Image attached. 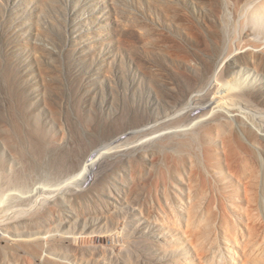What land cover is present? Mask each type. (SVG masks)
Masks as SVG:
<instances>
[{
	"label": "rangeland",
	"instance_id": "obj_1",
	"mask_svg": "<svg viewBox=\"0 0 264 264\" xmlns=\"http://www.w3.org/2000/svg\"><path fill=\"white\" fill-rule=\"evenodd\" d=\"M228 1L0 0V264H204L184 235L206 220L218 264H264V16ZM224 115L263 135L212 125L192 168L145 149Z\"/></svg>",
	"mask_w": 264,
	"mask_h": 264
},
{
	"label": "bare ground",
	"instance_id": "obj_2",
	"mask_svg": "<svg viewBox=\"0 0 264 264\" xmlns=\"http://www.w3.org/2000/svg\"><path fill=\"white\" fill-rule=\"evenodd\" d=\"M223 1V3L225 4V5H227V4H230V2L228 1V0H222ZM242 2V1H241ZM230 6H232V5H230ZM241 6H242V9H243V7L244 6H246L245 7V10H247V12L249 13V16H251L250 15V13L253 15V16H255V18H256V21H258V19H257V17H259V22H261V24L264 22H262V18H263V16H264V0H243V3H242V5H240L239 6V8H241ZM242 9H240V10H242ZM242 12H244V10L242 11ZM246 12H244V14H245ZM243 14V13H242ZM243 14V15H244ZM242 15V17H246V16H243ZM248 16V15H247ZM248 16V17H249ZM252 16V18H254ZM247 18V17H246ZM261 18V19H260ZM244 21H245V19L244 18H242ZM249 18H247L246 19V21L244 22V21H242V23L241 24H243L244 25V23L246 24V22H250V19L248 20ZM240 20H241V18H240ZM254 20V19H253ZM253 20H252V23H253ZM261 20V21H260ZM241 22V21H240ZM248 22V24H250ZM255 22V21H254ZM251 23V24H252ZM226 24V23H225ZM251 24H250V26L249 25H247L246 24V26H249V28L251 27ZM259 24V23H258ZM262 25H264V23L262 24ZM242 26V25H241ZM246 26H244V27H246ZM259 26H261V25H259ZM258 26V27H259ZM243 27V26H242ZM243 27V28H244ZM258 27L256 28V29H258ZM262 27V26H261ZM242 28V29H243ZM252 28H253V26H252ZM255 28V27H254ZM253 28V29H254ZM245 29V28H244ZM243 29V30H244ZM251 29V28H250ZM253 29H251V30H253ZM260 29V28H259ZM262 29H264V28H262ZM247 30V29H246ZM250 31V30H249ZM254 31V30H253ZM253 31H252V33H253ZM256 32V31H255ZM254 32V33H255ZM257 32H259V30H257ZM251 33V34H252ZM260 33H261V31H260ZM257 34V33H256ZM248 35V34H247ZM255 35V34H254ZM258 35H259V33L257 34V37H258ZM260 35H262V36H260V37H258V38H260V39H257L256 37V39H257V41L259 40V42L261 41V42H263L264 41V39L262 40V37L264 36L263 35V33L262 34H260ZM260 42V43H261ZM264 44V43H263ZM263 44H262V46H263ZM258 45H260V46H258ZM257 46L259 47H255L256 49H255V51H256V53L257 54H259V56L257 57V58H259L260 57V59L261 60H263L264 61V47H261V44H258ZM263 48V49H262ZM253 51H254V49H253ZM254 51V52H255ZM263 61H261L262 63H263ZM220 69V68H219ZM262 69V68H261ZM217 71H218V69H216ZM214 71L215 73L214 74H217V73H220V71H221V69H220V71ZM217 72V73H216ZM221 74H222V71H221ZM221 74H218V75H220V79L222 78L221 76ZM216 77H217V75H216ZM213 80V79H212ZM218 80V79H217ZM217 82V81H216ZM220 82V81H219ZM246 83V82H245ZM253 87H255L256 88V86H254V85H252ZM245 88V87H244ZM249 88L250 89H252L250 86H249ZM253 90V89H252ZM191 95V94H190ZM202 94H194L193 96H191V97H194V98H196V99H198L199 100V98H200V96H201ZM202 98V97H201ZM200 101V100H199ZM204 107V106H203ZM189 108V107H188ZM198 108H200V109H202V107H198ZM194 109H197L196 107L194 108ZM190 110H192L193 111V109H190ZM190 110H186V107L183 109V110H181V111H178V112H176L175 113V115L177 116V117H179V118H182V117H184L185 118V116H187L186 114L187 113H190ZM196 111V110H195ZM210 111V110H209ZM197 113V112H196ZM192 114H195V113H192ZM197 115V114H196ZM189 116V115H188ZM189 118V117H188ZM187 118V119H188ZM196 118H199L198 116H196ZM191 119L193 120V118L191 117ZM207 119V118H206ZM203 120L204 121V124H202V125H200V127L199 128H197V129H192V128H190L191 130H188V131H185V130H187V129H185V130H181V131H177V132H175V133H169V134H167V135H165V136H163V137H161L163 134H160L161 136L159 137V135H158V137H156V139L155 140H153V139H149L150 141H149V143H148V141H146L145 140V142H147L148 144H146V143H142V144H146V147H145V149H148L147 148V146L149 145V146H155V147H159L160 146V148H161V153H163V154H165L166 155V153H168V152H173V153H171V154H175V152H177L176 154L179 156V157H181V158H183V160L184 159H186L187 161V164H189L190 166L189 167H193V165H194V162H193V158H194V156L197 158V160L199 161V160H202V155H204L203 154V149H205L204 148V142H203V140H202V136H208V133L210 132V128L212 127V125H217V127H221V128H225V129H230L234 134L236 133V135L238 134V135H240L241 137L243 136H245V135H247V138L248 137H260V136H262L263 134H261V133H259V131H257V129H255V127H253V125L250 123V122H248L247 120H244L243 118H241V117H236V116H232V115H224V117L222 116L221 117V119L220 120H218L217 119V121H215V120H213V119H211V120H209V121H207V120ZM191 120V121H192ZM205 121H206V123H205ZM234 122H236L237 123V125H235V123ZM190 123V122H189ZM203 123V122H202ZM232 123H234V124H232ZM235 125V126H234ZM183 126V125H182ZM194 127V126H193ZM178 128V127H177ZM224 129V130H225ZM170 130V129H169ZM263 132V131H262ZM129 133H131V132H129ZM228 133H229V131H228ZM230 134H232V133H229L228 135H230ZM244 134V135H243ZM104 136V135H103ZM150 136V135H149ZM147 137V136H146ZM155 137V136H154ZM153 137V138H154ZM242 137V138H243ZM103 138H105V137H103ZM157 138H159V139H157ZM121 139V138H120ZM256 139V138H255ZM259 139V138H258ZM257 139V140H258ZM246 140V139H245ZM253 140V139H252ZM242 143V142H241ZM141 144V145H142ZM257 144V143H256ZM126 145V144H125ZM140 145V144H139ZM139 145L137 144V146H133L134 148H136L137 150H138V148L140 149V147H139ZM252 145H253V143H252ZM128 146V145H127ZM148 146V147H149ZM250 146H251V144H250ZM91 148V147H90ZM128 148H130V147H128ZM134 148H132L131 147V150L129 149V150H124V151H122L121 149V151L119 152L118 150L116 151V152H119V153H117V154H121L122 156L124 155V156H126L127 155V159H128V157H130L133 153H137V150L136 149H134ZM150 148V147H149ZM254 148V147H253ZM126 149V148H125ZM144 149V148H143ZM99 150V149H98ZM98 150H94V152H98ZM206 150V149H205ZM92 151V150H91ZM99 151H102V150H99ZM104 151V150H103ZM106 151H108V150H106ZM159 151V150H158ZM243 151V150H242ZM109 152V151H108ZM115 152V151H114ZM207 152V151H206ZM206 152H205V154H206ZM253 152V151H252ZM100 153V152H99ZM112 153V152H111ZM96 153H93V155H95ZM98 154V153H97ZM102 154V153H101ZM106 153L104 152V158L105 157H109V156H114V155H117V154H114V153H112V154H110V153H108V154H106ZM91 155V154H90ZM103 155V154H102ZM102 155H100L101 156V158L100 159H102V160H104L103 159V157H102ZM99 156V157H100ZM175 156V155H174ZM206 156V155H205ZM96 157V156H95ZM145 162L146 163H149L150 161H148L149 160V156H147V154H146V151H145ZM171 158H172V156H171ZM175 158V157H174ZM91 159V158H90ZM93 159H94V156H93ZM96 159V158H95ZM98 159L99 158H97V161H98ZM92 160V159H91ZM163 162H162V166L163 167H167L166 166V164H165V162L167 161V159H164V156H163V159H161ZM96 161V160H95ZM94 161V162H95ZM170 161V160H169ZM93 162V163H94ZM88 163H89V161H88ZM97 164H98V162H96ZM99 163H100V161H99ZM169 163V162H168ZM171 163V162H170ZM196 163V162H195ZM201 163V162H200ZM90 164V163H89ZM89 164H88V166H89ZM96 164V165H97ZM197 164V163H196ZM234 164V163H233ZM239 164V165H238ZM93 164L91 163V165L90 166H92ZM95 165V163H94V166H96ZM165 165V166H164ZM172 165V164H171ZM199 165H201L200 167H198V168H196L197 169V175L199 176H203L204 175V177L205 178H213V177H216L217 176V170H215L214 168H212V167H210V166H208V165H203V163H201V164H199ZM243 166V164L242 163H237V168H238V166H239V169H240V166ZM93 166V167H94ZM101 166V165H100ZM180 166V165H179ZM236 166H235V169H236ZM87 167V166H86ZM97 167V166H96ZM99 167V166H98ZM150 167V166H149ZM181 167V166H180ZM196 167V166H195ZM84 168V167H83ZM88 168V167H87ZM92 168V167H91ZM162 168V167H161ZM243 168H244V166H243ZM100 169H101V167H100ZM242 169V168H241ZM85 170H86V168H85ZM88 170H89V168L86 170L87 172H88ZM98 171H99V168L97 169ZM96 170V171H97ZM169 170V169H168ZM85 171V172H86ZM186 171V170H185ZM237 171H238V169H237ZM242 171V170H241ZM155 172V171H154ZM188 172V171H187ZM244 172V171H243ZM93 173V172H92ZM102 173L103 172H101V176H102ZM234 173H236L235 172V170H234V172L233 173H229V176L230 177H232L234 180H236V181H240L239 180V178H238V175H237V173L236 174H234ZM239 173V172H238ZM78 174V173H77ZM94 174H95V172H94ZM239 174H241V173H239ZM85 175V174H84ZM90 175L91 174H89V175H87L88 177H90ZM93 175V174H92ZM91 175V176H92ZM97 175H98V173H97ZM169 175V174H168ZM235 175H237V176H235ZM75 176V178L77 177L76 175H74ZM80 176V175H79ZM99 177H100V175H98ZM159 176H160V174H159ZM80 177H82V176H80ZM80 177H78V178H80ZM85 177V176H84ZM83 177V178H84ZM171 177V176H170ZM74 178V177H73ZM74 178V181L76 180ZM77 178V180H79ZM87 178V177H86ZM86 178H84L83 180H81V178H80V180H81V183H78V184H82V181L85 183V181L87 182V179ZM91 178V177H90ZM178 180L177 181H179L180 183H182V184H187L186 182H185V180L184 179H182L183 177H181L180 175H178ZM76 180V181H77ZM85 180V181H84ZM89 180V179H88ZM199 180V179H198ZM197 180V181H198ZM65 181V180H64ZM63 181V182H64ZM73 181V182H74ZM192 181V180H191ZM77 182H79V181H77ZM94 182H95V180H94ZM225 182V181H224ZM67 183V182H66ZM89 183H91V181L89 182ZM88 183V184H89ZM211 183V187H212V189L214 188H217V186H218V184L216 185V183L215 182H210ZM77 184V183H76ZM77 184V185H78ZM87 184V183H86ZM92 184H93V182H92ZM163 184V183H162ZM170 184H173V183H170ZM68 186H69V184H67ZM71 185V184H70ZM73 185V184H72ZM71 185V186H72ZM76 185V186H77ZM79 185V186H80ZM124 185H126V184H124ZM70 186V187H71ZM74 186V185H73ZM73 186L70 188L69 187V189H67V190H71L72 191V193L73 194H77V193H81V191L82 190H80V188H73ZM83 186H85V185H83ZM87 186H89V185H87ZM159 186V185H158ZM162 187H163V185H161ZM160 186V187H161ZM221 186V185H220ZM75 187V186H74ZM189 187V186H188ZM222 187V186H221ZM66 188H67V186H66ZM87 188V187H86ZM86 188H84L83 190H85ZM127 188V187H126ZM170 190H173V191H175V188L177 189L178 187H176L175 185H171L170 186ZM81 189H82V187H81ZM179 189V188H178ZM177 189V190H178ZM211 189V190H212ZM87 190V189H86ZM202 190V189H201ZM200 190V191H201ZM237 190V189H236ZM194 191V190H193ZM196 191V190H195ZM60 192V191H59ZM198 192H199V190H198ZM205 192V191H204ZM207 192V191H206ZM250 192V191H249ZM61 194V193H60ZM191 194V193H190ZM196 194V193H195ZM220 194V193H219ZM247 194H248V191H247ZM247 194L245 195V197L247 196ZM253 194V193H252ZM198 195H201V192H200V194H198ZM204 195H206V193H204ZM208 195L210 196V194L208 193ZM249 195V194H248ZM251 195V194H250ZM62 196V195H61ZM209 196H207V197H209ZM197 197V196H196ZM202 197V195L201 196H199V198H201ZM205 197V199L203 198V200H201V201H203L204 202V200H207L206 199V196H204ZM251 197H252V195H251ZM251 197H248V198H251ZM253 199H256L255 198V195H253ZM65 198V197H64ZM198 198V199H199ZM247 198V197H246ZM225 199V198H224ZM195 200V204H198V202H196L197 201V199H194ZM228 199H226V200H224V202L226 203V207H227V205L229 204V205H232L231 203H228V201H227ZM208 201V200H207ZM209 201H210V197H209ZM208 201V202H209ZM249 201H250V199H249ZM255 201V200H254ZM203 202H202V204H203ZM206 202V201H205ZM204 202V203H205ZM201 203V202H200ZM198 204V205H200L201 206V204ZM193 204H194V202H193ZM193 204L191 205V206H193ZM194 204V207H193V209L192 210H194L195 212H196V210H199L198 208L196 209V207H197V205H195ZM205 204H207V202L205 203ZM209 204V203H208ZM212 204H213V202H212ZM220 204V203H219ZM216 205V204H215ZM228 205V206H229ZM32 206V205H31ZM196 206V207H195ZM199 206V207H200ZM206 206H209V205H206ZM211 207H212V205H210ZM209 206V207H210ZM233 206V205H232ZM202 207V206H201ZM204 207V206H203ZM202 207V208H203ZM213 208V207H212ZM212 208H209V209H211V210H209V212L212 214L213 213V215H214V213L216 212V213H218V214H216V215H219V213H221V212H219V211H221V210H219V207L217 208L216 206H215V208H214V211L212 210ZM202 210H204V208L202 209ZM207 209H205V211L207 212L208 211ZM223 210V209H222ZM71 212H73L72 210H71ZM188 211H186V213H187ZM190 212V214L188 213V215L186 214V216H187V219L188 220H190V218H191V216L193 215V211L191 212V211H189ZM198 212V211H197ZM199 212H201L200 210H199ZM223 212V211H222ZM208 213V212H207ZM207 213L206 214H203V212H202V215H207ZM209 213V214H210ZM208 214V215H209ZM210 214V215H211ZM207 215V216H208ZM212 215V216H213ZM215 215V216H216ZM207 216H205V218H207ZM193 217V216H192ZM204 217V216H203ZM209 217V216H208ZM211 217V216H210ZM209 217V218H210ZM208 218V219H209ZM215 218V217H214ZM214 218H212L211 217V219L213 220ZM208 223H206L205 224V226L206 227H203L202 229H199L198 231L197 230H191V231H189V233H188V235L186 234V235H184V234H182V235H184L185 237H184V241L186 240V242H189V241H191V236H193L192 238H193V240L194 241H192V244H190L193 248H195L196 250H201V252H200V262L201 263H204V264H218L217 262H216V254H215V252L213 251V252H207V251H203V246H205V247H207V245H206V243H207V236H208V231H209V226H210V221L211 220H206ZM210 223V224H209ZM190 224V223H189ZM209 225V226H208ZM168 226V225H167ZM192 229V228H191ZM33 235V234H32ZM3 236V235H2ZM2 238H4V237H2ZM15 238V237H14ZM13 238V241L14 242H21V244L22 243H24V244H28L29 242H32V243H35L36 241H34L35 240V238H37L36 240L38 241L39 239H38V237H35V238H32V239H26L25 240V238L24 239H22V238H18V239H14ZM164 238V237H163ZM40 241H41V239H40ZM165 246V245H164ZM229 251V250H228ZM245 259H246V261H248V260H250L248 257L246 258V256H245ZM245 261V262H246ZM194 264V263H193Z\"/></svg>",
	"mask_w": 264,
	"mask_h": 264
}]
</instances>
